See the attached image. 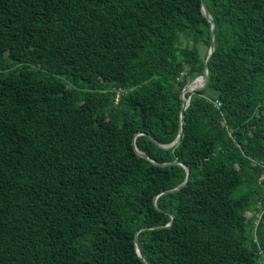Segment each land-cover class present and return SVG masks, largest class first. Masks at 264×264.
I'll return each instance as SVG.
<instances>
[{"label":"trees","instance_id":"1","mask_svg":"<svg viewBox=\"0 0 264 264\" xmlns=\"http://www.w3.org/2000/svg\"><path fill=\"white\" fill-rule=\"evenodd\" d=\"M205 4L163 149L201 0H0V264H264V0Z\"/></svg>","mask_w":264,"mask_h":264},{"label":"water","instance_id":"2","mask_svg":"<svg viewBox=\"0 0 264 264\" xmlns=\"http://www.w3.org/2000/svg\"><path fill=\"white\" fill-rule=\"evenodd\" d=\"M201 10H202V14L203 16L207 19V21L210 23V45H209V49L207 51V56H206V59H205V62H204V68H203V73L200 75V76H197L195 78H193L191 81L193 80H196V79H200L202 80V83H201V88H203L206 84V81H207V65H208V61L214 51V29H215V24L212 20V18L210 17L208 11H207V8H206V4H205V0H201ZM189 81L182 89L181 91V94H180V100L182 101L181 103V106H180V112H179V130H178V134H177V137L175 139V141L173 143H171L170 145L168 146H161V148L163 149H168V148H172L174 146H176L178 143H179V140L181 138V129H182V115H183V110L189 105V98L186 99V102H185V93H188V92H191L190 91V88H189V84L190 82ZM200 89V88H198ZM198 89H195V90H198ZM194 90V91H195ZM136 153L142 157V158H145L146 160L150 161L151 163L155 164L154 162H152L146 155L140 153L139 151H137V149H135ZM172 164H179L180 166H182L185 171H186V178L184 180V182L179 186V187H176L172 190H169V191H165L163 192L162 194H166V193H173V192H177L179 191L181 188H183L186 183H187V180H188V177H189V169L180 164V163H177V162H173ZM155 165H159V164H155ZM165 164L163 165H160V166H164ZM167 165V164H166ZM155 200L156 198L154 199V205H155ZM171 224V222L166 226V227H169V225ZM144 229H140L138 230L136 233H135V236H134V247H135V250H136V254L137 256L141 259H142V256L139 252V247H138V241H137V234L142 231Z\"/></svg>","mask_w":264,"mask_h":264},{"label":"bare ground","instance_id":"3","mask_svg":"<svg viewBox=\"0 0 264 264\" xmlns=\"http://www.w3.org/2000/svg\"><path fill=\"white\" fill-rule=\"evenodd\" d=\"M201 83H202V80H200L199 78L196 79V80L191 81L190 84H189L190 91L192 92L193 90H195V88H193V89L191 88L193 86H196L197 87L196 89L200 88L201 87ZM185 102H186V100H185Z\"/></svg>","mask_w":264,"mask_h":264},{"label":"rangeland","instance_id":"4","mask_svg":"<svg viewBox=\"0 0 264 264\" xmlns=\"http://www.w3.org/2000/svg\"><path fill=\"white\" fill-rule=\"evenodd\" d=\"M181 44H183L182 42H181ZM202 45V46H201ZM198 50H199V54H200V56L201 55H203L205 52H206V47L205 46H203V44H200V45H198ZM207 53V52H206ZM192 89L193 88H197L196 86H193V87H191ZM201 88V87H200ZM194 91V90H193ZM250 216H251V214L249 213V214H247V218H250Z\"/></svg>","mask_w":264,"mask_h":264},{"label":"built area","instance_id":"5","mask_svg":"<svg viewBox=\"0 0 264 264\" xmlns=\"http://www.w3.org/2000/svg\"><path fill=\"white\" fill-rule=\"evenodd\" d=\"M213 104H214V106H215L216 108H219V106H220V104H219L217 101H214Z\"/></svg>","mask_w":264,"mask_h":264},{"label":"clouds","instance_id":"6","mask_svg":"<svg viewBox=\"0 0 264 264\" xmlns=\"http://www.w3.org/2000/svg\"><path fill=\"white\" fill-rule=\"evenodd\" d=\"M117 101V100H116Z\"/></svg>","mask_w":264,"mask_h":264}]
</instances>
